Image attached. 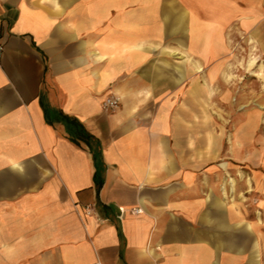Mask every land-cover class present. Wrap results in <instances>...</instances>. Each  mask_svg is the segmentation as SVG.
I'll use <instances>...</instances> for the list:
<instances>
[{
  "label": "crops",
  "instance_id": "1",
  "mask_svg": "<svg viewBox=\"0 0 264 264\" xmlns=\"http://www.w3.org/2000/svg\"><path fill=\"white\" fill-rule=\"evenodd\" d=\"M240 39L264 0H0V264H264Z\"/></svg>",
  "mask_w": 264,
  "mask_h": 264
},
{
  "label": "rangeland",
  "instance_id": "2",
  "mask_svg": "<svg viewBox=\"0 0 264 264\" xmlns=\"http://www.w3.org/2000/svg\"><path fill=\"white\" fill-rule=\"evenodd\" d=\"M234 47V54L228 60L233 64L234 70L227 72L230 84L238 83L239 86L235 87L233 112H253L256 115V135L253 137L259 146L260 141L264 142V54L246 39L237 40ZM251 57L255 58V63L248 66L249 61L253 60ZM240 116L242 118V115ZM241 118H236L234 122L241 121ZM231 122L230 118L225 119L226 124Z\"/></svg>",
  "mask_w": 264,
  "mask_h": 264
},
{
  "label": "built area",
  "instance_id": "3",
  "mask_svg": "<svg viewBox=\"0 0 264 264\" xmlns=\"http://www.w3.org/2000/svg\"><path fill=\"white\" fill-rule=\"evenodd\" d=\"M2 47H3V44L2 42L0 41V51L2 50ZM119 104V98L117 96H109L107 97L102 105L105 109H112V108H115L117 105ZM137 211V210H136ZM93 264H100L98 261H96L95 263Z\"/></svg>",
  "mask_w": 264,
  "mask_h": 264
},
{
  "label": "bare ground",
  "instance_id": "4",
  "mask_svg": "<svg viewBox=\"0 0 264 264\" xmlns=\"http://www.w3.org/2000/svg\"><path fill=\"white\" fill-rule=\"evenodd\" d=\"M249 63L252 64L253 63V60H250Z\"/></svg>",
  "mask_w": 264,
  "mask_h": 264
}]
</instances>
